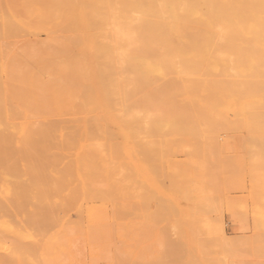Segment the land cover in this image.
Listing matches in <instances>:
<instances>
[{"label": "rangeland", "instance_id": "374dc122", "mask_svg": "<svg viewBox=\"0 0 264 264\" xmlns=\"http://www.w3.org/2000/svg\"><path fill=\"white\" fill-rule=\"evenodd\" d=\"M263 57L264 0H0V264H264Z\"/></svg>", "mask_w": 264, "mask_h": 264}, {"label": "bare ground", "instance_id": "6f19581e", "mask_svg": "<svg viewBox=\"0 0 264 264\" xmlns=\"http://www.w3.org/2000/svg\"><path fill=\"white\" fill-rule=\"evenodd\" d=\"M232 36H233V35H232ZM225 37H226V36H225ZM232 39H233V38H232ZM234 39H235V37H234ZM229 41H230V40H229ZM229 41H228V42H229ZM233 41H234V40H233ZM225 42H227V41H225ZM229 46H231V44H229ZM234 47H235V45H234ZM227 48H228V47H227ZM242 49H243V48H242ZM244 49H245V48H244ZM234 50H235V49H234ZM246 51H247V50L245 49L243 52H246ZM224 52H225V51H224ZM228 52H230V51H228ZM226 53H227V51H226ZM230 53H231V52H230ZM241 53H242V52H241ZM248 53H249V51H248ZM248 53H246V54H248ZM250 53H251V51H250ZM243 54H244V53H243ZM243 54H242V55H243ZM252 54H253V53H252ZM244 55H245V54H244ZM233 56H234V55H233ZM244 57H245V56H244ZM224 58H225V57H224ZM239 58H241V55H240ZM239 58H238V59H239ZM246 58H247V57H246ZM263 58H264V57H263ZM222 59H223V58H222ZM225 60H226V59H225ZM240 60H241V59H240ZM242 60H243V61H242ZM242 60H241V63L244 62L243 57H242ZM245 62H246V60H245ZM260 62H261V61H260ZM229 63H230V62H229ZM231 63H232V62H231ZM237 63H238V62H237ZM232 65H233V63H232ZM236 65H237V64H236ZM238 66H239V63H238ZM238 66H237V67H238ZM243 66H244V65H243ZM239 67H240V66H239ZM261 67H262V66H261ZM223 68H224V67H223ZM256 68H257V66H256ZM262 68H263V67H262ZM257 69H258V68H257ZM227 70H228V69H226V70H224V71H227ZM231 70H232V68H231ZM254 70H256V69L254 68ZM221 71H222V70H221ZM229 72H230V70H229ZM232 72H233V71H232ZM234 73H236V71H235ZM250 74H251V73H250ZM221 75H222V74H221ZM221 75H220V77H221ZM223 75H224V74H223ZM232 76H236V74H234V75H232ZM247 76H249V75H247ZM262 76H263V75H262ZM223 77H224V76H223ZM226 77H228V76L226 75ZM230 77H231V76H230ZM238 77H239V76H238ZM241 77H242V76H241ZM241 77H240V78H241ZM251 77H252V76H251ZM245 78H246V76H245ZM227 80H228V79H227ZM229 81L231 82V80H228V82H229ZM230 82H229V83H230ZM244 82H245V81H244ZM254 82H255V81H254ZM222 83H225V84H226V82H224V81L222 82V81L220 80V85H221ZM235 83H236V81H235ZM235 83H234V82H233V83H232V82L230 83L231 85L233 84V85H232V88H233V89H234V87H235V85H234ZM231 85H230L229 87H228V85H225V86L228 87V89H229V88L231 87ZM242 85H243V83H242ZM248 85H251V82H249L246 86H248ZM233 86H234V87H233ZM226 87H224V88L226 89L225 91L228 92ZM241 87H242V86H241ZM222 88H223V84H222ZM236 88H237V87H235V89H236ZM238 88H240V86H238ZM238 88H237V89H238ZM245 88H246V87H245ZM251 88H252V87H251ZM248 89H249V88H248ZM242 90L244 91V89H242ZM232 91H234V90H232ZM239 91H241V90H239ZM246 91H247V89H246ZM255 91H256V90H255ZM241 92H242V91H241ZM244 92H245V91H244ZM244 92H243V94H244ZM249 92H250V91H249ZM230 93H231V92H230ZM234 93H235V92H234ZM251 93L253 94L252 91H251ZM255 93H256V92H254V94H255ZM235 94H237V95H236L237 97H238V96L240 97V94H241V93L238 92V93H235ZM257 94H258V93H257ZM245 95H246V94H245ZM255 95H256V94H255ZM258 95H259V94H258ZM232 96H233V95H232ZM257 97H258V96H257ZM247 98H248V97H247ZM239 99H240V98H239ZM238 101H239V100H238ZM254 104H255V103H254ZM245 105H246V104H245ZM260 105H261V104H260ZM246 106H247V105H246ZM246 106H245V107H246ZM252 107H253V106H252ZM245 109H246V108H245ZM259 110H260V109H259ZM247 113H248V112H247ZM245 114H246V113H245ZM253 114H254V113H253ZM246 115H247V114H246ZM249 116H250V115H249ZM251 116H252V115H251ZM255 116H256V115H255ZM253 118H254V117H253ZM256 118H257V117H256ZM240 120H241V119H240ZM248 120H251V121H252L253 119L250 118V119H248ZM253 122H254V121H253ZM255 123H256V122H255ZM255 123H254V124H255ZM250 124H251V123H250ZM254 124H252V125H254ZM251 128H252V127H251ZM253 128H254V127H253Z\"/></svg>", "mask_w": 264, "mask_h": 264}]
</instances>
